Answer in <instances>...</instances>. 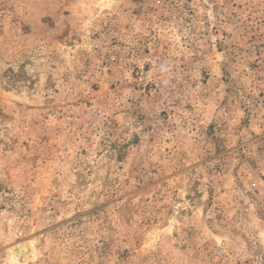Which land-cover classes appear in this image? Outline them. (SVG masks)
<instances>
[{"label": "rangeland", "instance_id": "rangeland-1", "mask_svg": "<svg viewBox=\"0 0 264 264\" xmlns=\"http://www.w3.org/2000/svg\"><path fill=\"white\" fill-rule=\"evenodd\" d=\"M0 264H264V0H0Z\"/></svg>", "mask_w": 264, "mask_h": 264}, {"label": "bare ground", "instance_id": "bare-ground-1", "mask_svg": "<svg viewBox=\"0 0 264 264\" xmlns=\"http://www.w3.org/2000/svg\"><path fill=\"white\" fill-rule=\"evenodd\" d=\"M18 248V247H17ZM19 250H18V254H20V256H24V254H28V248H26L25 250L21 248V246H19ZM14 252V251H13ZM17 252V251H15ZM15 256V255H14ZM19 257V256H18Z\"/></svg>", "mask_w": 264, "mask_h": 264}]
</instances>
